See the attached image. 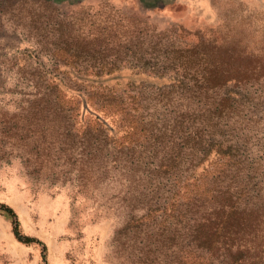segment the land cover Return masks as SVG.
Returning a JSON list of instances; mask_svg holds the SVG:
<instances>
[{"label":"trees","instance_id":"obj_1","mask_svg":"<svg viewBox=\"0 0 264 264\" xmlns=\"http://www.w3.org/2000/svg\"><path fill=\"white\" fill-rule=\"evenodd\" d=\"M51 21L39 112L74 169L130 181L132 214L117 235L126 263L264 264V131L252 143L247 115L264 108V26L226 40L183 27L85 34L58 12ZM122 70L167 83L102 82Z\"/></svg>","mask_w":264,"mask_h":264},{"label":"rangeland","instance_id":"obj_2","mask_svg":"<svg viewBox=\"0 0 264 264\" xmlns=\"http://www.w3.org/2000/svg\"><path fill=\"white\" fill-rule=\"evenodd\" d=\"M57 12L85 34L125 25L250 39L246 29L264 26V0H0V264H127L117 235L132 214L130 181L120 173L102 181L97 167L90 173L74 169L52 149L53 125L39 112L37 82L53 70L49 39ZM102 82L160 86L167 80L122 70ZM256 109L247 113L256 121L249 126L257 132L248 134L254 144L264 131V108ZM57 156L59 168H53ZM6 207L34 242L16 237Z\"/></svg>","mask_w":264,"mask_h":264}]
</instances>
